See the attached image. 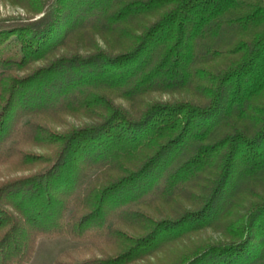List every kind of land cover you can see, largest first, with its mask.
Listing matches in <instances>:
<instances>
[{
  "label": "trees",
  "instance_id": "trees-1",
  "mask_svg": "<svg viewBox=\"0 0 264 264\" xmlns=\"http://www.w3.org/2000/svg\"><path fill=\"white\" fill-rule=\"evenodd\" d=\"M6 1L0 264H264V0Z\"/></svg>",
  "mask_w": 264,
  "mask_h": 264
},
{
  "label": "rangeland",
  "instance_id": "rangeland-1",
  "mask_svg": "<svg viewBox=\"0 0 264 264\" xmlns=\"http://www.w3.org/2000/svg\"><path fill=\"white\" fill-rule=\"evenodd\" d=\"M31 17L32 15L25 12L18 5L7 2L6 0H0V23H10L11 19L14 18L29 19ZM25 173L27 172H13V169H11L8 164H0V182ZM191 237L194 238L192 241H198L195 243L197 244V248L200 247V244L198 243L214 241L219 237V234L211 231L210 229H204L199 233L192 234ZM177 243V247L180 248L186 245H195L193 242H189L186 238ZM64 252H69V254H71L76 261H83L96 253V251L90 247L89 242H76L66 238L48 239L42 237L37 240L32 257L26 264H53L54 260ZM169 256H174V254L171 253L167 257ZM166 261L167 260L166 257H164V254L158 253L154 256L138 260L131 264H165L167 263Z\"/></svg>",
  "mask_w": 264,
  "mask_h": 264
}]
</instances>
